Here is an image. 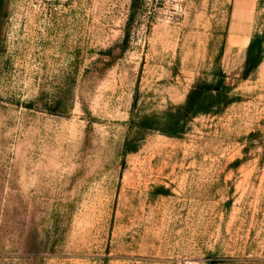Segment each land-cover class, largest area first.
Segmentation results:
<instances>
[{"label": "rangeland", "instance_id": "obj_1", "mask_svg": "<svg viewBox=\"0 0 264 264\" xmlns=\"http://www.w3.org/2000/svg\"><path fill=\"white\" fill-rule=\"evenodd\" d=\"M0 264H264V0H0Z\"/></svg>", "mask_w": 264, "mask_h": 264}, {"label": "trees", "instance_id": "obj_2", "mask_svg": "<svg viewBox=\"0 0 264 264\" xmlns=\"http://www.w3.org/2000/svg\"><path fill=\"white\" fill-rule=\"evenodd\" d=\"M255 46H256V40H253L250 46V53L248 57L249 65L252 62H254V65L257 64V60L254 57ZM204 87L201 88L199 85L194 86L191 92L189 93L185 104L178 107V111L182 113L183 116L196 115V114H199L205 111V103L208 100V98L212 96V92H211L210 85H206ZM218 94H220V92ZM179 121L180 119L178 118L172 122L178 123ZM175 123L170 124L171 127L168 130H166L167 134H170V135L178 134V131L173 127L175 126ZM133 143L134 142L131 139H128L126 141L125 143L126 153L137 149V146H135Z\"/></svg>", "mask_w": 264, "mask_h": 264}]
</instances>
